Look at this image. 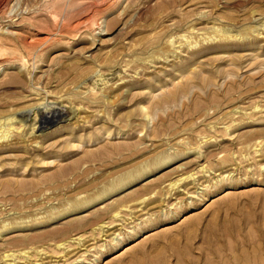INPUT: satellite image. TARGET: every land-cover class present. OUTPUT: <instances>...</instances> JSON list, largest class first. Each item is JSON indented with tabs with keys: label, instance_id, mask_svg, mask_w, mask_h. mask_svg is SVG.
Segmentation results:
<instances>
[{
	"label": "rangeland",
	"instance_id": "1",
	"mask_svg": "<svg viewBox=\"0 0 264 264\" xmlns=\"http://www.w3.org/2000/svg\"><path fill=\"white\" fill-rule=\"evenodd\" d=\"M0 264H264V0H0Z\"/></svg>",
	"mask_w": 264,
	"mask_h": 264
},
{
	"label": "bare ground",
	"instance_id": "2",
	"mask_svg": "<svg viewBox=\"0 0 264 264\" xmlns=\"http://www.w3.org/2000/svg\"><path fill=\"white\" fill-rule=\"evenodd\" d=\"M154 180H156V179H151L150 181H154ZM149 181V182H150ZM228 192V191H227ZM122 193H116V194H114L113 196H114V198H115V200L116 199H118V198H121L123 195H121ZM113 198V197H112ZM81 215V214H80ZM130 247H128V248H126L125 250H127V249H129ZM120 254L118 253V254H116L115 256H113L112 258H115V257H117V256H119Z\"/></svg>",
	"mask_w": 264,
	"mask_h": 264
}]
</instances>
